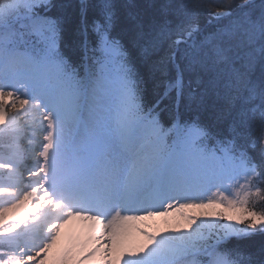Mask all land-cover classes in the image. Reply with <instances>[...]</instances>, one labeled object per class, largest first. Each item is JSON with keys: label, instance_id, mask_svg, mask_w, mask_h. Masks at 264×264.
<instances>
[{"label": "snow or ice", "instance_id": "6c2138e0", "mask_svg": "<svg viewBox=\"0 0 264 264\" xmlns=\"http://www.w3.org/2000/svg\"><path fill=\"white\" fill-rule=\"evenodd\" d=\"M0 197V264H264V0H0Z\"/></svg>", "mask_w": 264, "mask_h": 264}, {"label": "rangeland", "instance_id": "374dc122", "mask_svg": "<svg viewBox=\"0 0 264 264\" xmlns=\"http://www.w3.org/2000/svg\"><path fill=\"white\" fill-rule=\"evenodd\" d=\"M6 199L4 197H0V203H2V201ZM170 218L168 217H164V218H153V219H147V220H143V221H139L141 222V226L138 225L137 222H133V224L137 227H141V228H145L147 229L149 232H158L162 229H164L165 227H168L169 225L166 223ZM34 221H32L31 219L28 221V223H33ZM61 232V238L60 241L58 243V245L56 247L53 248L51 255H57L60 253V251L62 250V248L65 246V234H64V230L63 228L60 229ZM131 239L134 242H139L142 240V237L139 236L138 233H136L135 231L132 232L131 234Z\"/></svg>", "mask_w": 264, "mask_h": 264}, {"label": "bare ground", "instance_id": "6f19581e", "mask_svg": "<svg viewBox=\"0 0 264 264\" xmlns=\"http://www.w3.org/2000/svg\"><path fill=\"white\" fill-rule=\"evenodd\" d=\"M154 218H164L162 216H157V217H154ZM153 219V218H151ZM34 223V222H33ZM79 228H80V222L79 221H72L71 223H69L68 225H65L63 227V230H64V234H65V246L67 244H69L73 238L78 234L79 232Z\"/></svg>", "mask_w": 264, "mask_h": 264}, {"label": "trees", "instance_id": "16d2710c", "mask_svg": "<svg viewBox=\"0 0 264 264\" xmlns=\"http://www.w3.org/2000/svg\"><path fill=\"white\" fill-rule=\"evenodd\" d=\"M58 2L60 3H70L72 5H75L76 3H78V0H58ZM93 3L97 2V0H92ZM139 3H149L151 2V0H138ZM68 12L70 13L71 17L73 18V20H75L76 18V12L77 10L73 7V8H69ZM255 243L259 242V238H256V240L254 241Z\"/></svg>", "mask_w": 264, "mask_h": 264}]
</instances>
